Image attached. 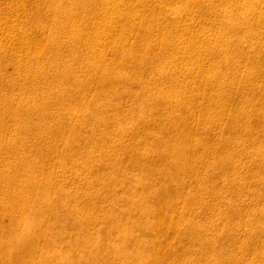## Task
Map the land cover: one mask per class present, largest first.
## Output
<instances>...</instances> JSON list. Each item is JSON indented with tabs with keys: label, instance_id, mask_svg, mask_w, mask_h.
I'll use <instances>...</instances> for the list:
<instances>
[{
	"label": "bare ground",
	"instance_id": "bare-ground-1",
	"mask_svg": "<svg viewBox=\"0 0 264 264\" xmlns=\"http://www.w3.org/2000/svg\"><path fill=\"white\" fill-rule=\"evenodd\" d=\"M263 1L45 0L35 10L32 25L37 30L52 27L47 49L29 40L7 44L0 30L5 68H13L15 58L39 61L41 53L49 56L39 70L33 65L21 69L24 78L16 79L15 70L0 74V255L4 264H116L117 255L123 257L118 264H180L173 254L186 249L178 244L187 229L190 237L198 238L200 249L199 259L192 264H242L245 259L238 255L244 250L263 260L264 9L258 8ZM176 4L177 10L182 5L192 11L200 7L201 20L227 9L221 30L213 33L207 24L190 30L171 9ZM241 7L248 12L239 14ZM243 23L246 29H241ZM130 33L135 34L134 42L127 38ZM109 42L121 48L117 58L107 62ZM252 43L254 48L249 49ZM59 47L67 48V58L56 54ZM90 50L93 57L87 56L86 61L83 56ZM204 59L210 61L207 68ZM77 66L84 69L76 73ZM179 74L184 75L181 83L176 80ZM11 85L21 88L18 96L9 92ZM49 86H57L55 96L21 99L22 91L46 92ZM255 98L259 101L253 104ZM17 101L23 102L15 107ZM48 121L54 122L52 127ZM213 121H219L218 127L212 126ZM23 127L40 143L27 145ZM127 129L135 138L119 149ZM215 144L221 147L218 156L210 155ZM33 154L38 164L31 162ZM246 157L255 166L246 177H239L245 162H235ZM69 161L75 162V175L92 177L81 188L67 189ZM94 165L104 172L89 173ZM198 169L201 175L195 180ZM221 171L228 178L210 193L217 207L240 220L245 235L239 241L230 231L218 236L211 221L202 227L192 213L194 189L209 192ZM117 175L127 178L129 194L122 206L117 205L121 196L111 192V187L122 185ZM59 183L66 189L56 190ZM229 190L249 193L256 200L246 211L250 220H244L242 208L228 202L224 194ZM62 196L67 205L64 200L58 204ZM154 198L162 202V210L150 202ZM180 198L185 205L178 209ZM161 211L177 213L165 226L176 231L179 242L157 252L155 241L165 239L158 219ZM93 213L112 221L95 237L88 231L98 221ZM183 219L189 221L186 227H180ZM116 232L120 241L111 244ZM8 235L12 237L7 240ZM8 250L14 253L7 255Z\"/></svg>",
	"mask_w": 264,
	"mask_h": 264
},
{
	"label": "rangeland",
	"instance_id": "rangeland-1",
	"mask_svg": "<svg viewBox=\"0 0 264 264\" xmlns=\"http://www.w3.org/2000/svg\"><path fill=\"white\" fill-rule=\"evenodd\" d=\"M20 1L22 3L21 5H20ZM205 2H209V0H205ZM30 3H31V5H30ZM12 4H13V6H12ZM44 4H45V0H37V1L36 0H23V1L22 0H13L12 2H11V0H0V30H1V32H3L4 37H5V38H3V35H2L1 40H3L4 42L6 41L7 44H10L11 42L20 43L21 40L22 41H28L29 40L31 42L30 43L31 45L35 44V43H37V44L40 43L38 46L41 49H47L48 40H49V37L51 35V28L52 27L50 25H48L49 28L37 30L32 25V20L34 21L35 18L37 17L35 10L36 9H40ZM129 4H130V2H129ZM9 6H10V8H9ZM20 6H22V7H20ZM176 7H177V4L174 5V6H171V9H174V11H176L178 13V16L181 18L183 24H188V25H190L189 27H192V28H189L190 30H194V28H198L199 26H202L203 24L206 26V24H207L208 28L213 33H217V32H219L221 30V26H220L221 21H222L223 17H225L224 14L227 13V9L226 10L220 9L218 12L217 11H213V12L209 13V15H208L206 20H201L198 17V13L200 11V7H193L192 8L193 11L189 10L187 8V6H184V5L180 6L178 8L179 10H177ZM258 8L259 9H264V1L261 4L258 5ZM246 11H247L246 7L245 8L241 7V9L239 11V14L243 13V15H244L246 13ZM33 12H34V14H33ZM135 13H137V12L135 11ZM239 14H236L237 15L236 17H239L238 16ZM11 19H12V21H11ZM19 19H20L21 23L18 22ZM3 20H4V22H3ZM218 22H219V24H218ZM1 23H3V25ZM8 24H10V25H8ZM20 24L23 25V26H21ZM5 26H7V27L9 26L10 29L9 28L6 29L7 27H5ZM2 27H4L5 30ZM247 27H248L247 24L243 23L242 26H241V29H246ZM211 28H213V29H211ZM11 29H12V31H11ZM8 30H10L9 32L13 33V34L11 33L10 35H13L14 38L12 36L8 35ZM116 30L117 31L119 30V25L117 26ZM134 36H135L134 33L127 34V38L128 39L130 38L129 42H134L135 41L134 40L135 39ZM229 36L234 37L235 33L231 32L229 34ZM19 38H21V39H19ZM107 45L110 48H108V47L106 48V56L105 57H106V61L110 62L113 59L117 58L115 53H116V51L118 49L121 48V46L120 45L116 46L115 44H111L110 42ZM254 45L255 44L252 43V44H250L248 46V48L249 49L250 48H254ZM38 46H37V48H39ZM66 49L67 48H60L59 47V49L56 50V54H60V58L61 59H63V58L65 59L69 55V54H67ZM88 49H90V48H88ZM41 51L43 52V50H41ZM5 53H6V51L0 50V74H4L5 75L6 74V70L9 71V74L10 73H14V70H15L17 72L14 75V77L16 79L22 78V77L23 78L26 77L25 71L23 73H19V71L21 69H25L28 66H32L33 65V66H35L36 70L37 69L39 70L41 68L42 62L49 59V58H47V57H49L48 54H44V52L41 53L42 54L41 55L42 58L39 57V61L34 59V58H29V59H25V60L23 58H15L13 68L11 67V68L7 69L1 63V59H3V56H4ZM92 53H93L92 50L88 51L87 55L83 56L84 59L87 61L88 57H90V56L93 57ZM17 54H20L21 56H23L22 52H17ZM51 59H53V57H51ZM179 61H180V63L182 65H186L185 64V60L181 59L180 57H179ZM56 63H60V62L56 61ZM202 63H203L202 65L205 66L206 68L210 66V61L207 60V59H204ZM81 68L84 69V67H82V66H77L76 73ZM241 68L243 69L244 67H241ZM85 69H86V67H85ZM36 73L38 75H40L41 77H44L43 73H40V72H36ZM75 78L80 80L82 77L76 75ZM176 78H177L176 80H177L178 83H181V82L184 81L183 80L184 79V75H182V74L177 75ZM95 86H97V85L95 84ZM9 90H10L9 92H11V94H13L14 97H16V96L19 95V90H21V88L18 87L17 85H11L9 87ZM235 90L236 89H232V91H235ZM57 92H58L57 86H49L47 88L46 92L36 91L34 93L33 91H29V92H27V94H25L22 91L21 92L22 93L21 99L23 100L24 97H34V98L37 97L39 99H42V97L44 95L45 96H52V95L55 96L57 94ZM261 92H264V87L263 86L261 87ZM24 94H25V96H24ZM202 101L203 100H200V102H202ZM258 101L259 100L256 99V98L252 100L253 104L258 102ZM20 102L22 104L23 101H20ZM20 102H18V101L15 102L14 103L15 107L19 106ZM250 110H251V108H250ZM217 119L218 118H216L215 120H217ZM218 122L219 121H213L212 126L217 125ZM47 123H48L47 125H51V127H52L53 126L52 124L54 122L53 121H51V122L48 121ZM112 124L113 123H110V125H112ZM9 126L13 128L14 124L12 122H9ZM221 126L223 127V125H221ZM217 127H218V125H217ZM113 128L114 127L111 126V129H113ZM21 132H22L23 136L25 135L27 137L26 138L27 139V142H26L27 145L35 146V145L40 143V142H37V140H35L34 138H32L29 135L27 127H23ZM216 132H218L217 129L215 130V133ZM124 134L125 135L122 136L123 138L120 139L121 141L117 145V148H119V149L122 146V144H124L126 142H130L132 139L135 138V133L132 132L129 129H127V131ZM217 137H218L217 134H215V136L213 137V140L215 139L214 142H216V138ZM213 147L214 148H213V150H212L210 155L218 156V154L220 153V148L221 147L218 144L217 145L215 144ZM29 152L31 153L32 151L29 150ZM31 162L34 163V164H38L39 163V159L37 158V156H35L33 154V155H31ZM54 162H57V161H54ZM243 162H245V163H243ZM254 162L255 161H253L250 157H246L244 159H240V161L236 160L235 163H237V164L243 163V165L241 167V170H240L239 177H244V176L246 177V175L248 174L249 170L255 166ZM73 163H75V162L74 161H69V163L65 164V169H66L65 170V174H67V176H69V179L67 180L68 183H69V185H68L69 187L67 189H69V190L76 189V188H81L84 183L88 182L87 180L92 179V177L85 178V175L83 176L81 174L75 175L76 172H74V169H73L74 164ZM160 163H161V161L157 160L155 162V165L158 166V165H160ZM55 165L56 164H54V166ZM89 170H90L89 173H92V172H98V173L104 172L100 167L95 166V165L91 166V168ZM133 171H134V174L135 173L137 174L136 170H133ZM224 172L225 171H221V175H220L219 181L215 185H213L211 187V190L209 192L201 194V193H199V190H195L194 189L193 195H194V197L197 200L195 199V201H194V203L192 205V213H193V215L195 217V221L198 224H200L202 227L205 228V226H204L205 221H211L212 223L210 225L213 227V229H215V231H214L215 233L218 232V234H217L218 236L219 235H225L226 233H228L230 231L228 234L232 233V236H234V238L238 239V241H239L245 235L244 229L241 226H239L240 220L238 218H232L230 216V214L227 213L226 209L217 207L216 201L214 199V195H212L210 193V192L213 193L214 191L220 189V184L222 182H224L225 180H227L225 178H228V175L226 177L224 175ZM125 175L127 176V173H125ZM200 175H201V170L198 169L196 172H194V179L196 180V178L199 177ZM117 178L121 179L122 185L120 187H115V186L111 187V192L117 193V195L121 196L118 199V201H117V205L122 206V205L126 204V199L128 198V194H129V192L126 191V188H128V187L125 184V180H127V178L124 177V175L123 176L122 175H117ZM193 184H195V182H193ZM63 188L66 189V185L64 183H59L56 186V190H60V189H63ZM240 193L238 195V194L233 193V191L229 190L224 195L226 196V199H228V202H230L231 205L237 204L240 208H242V213L244 214L243 218H245L244 220L248 221V220H250V219H247L249 212L246 215V211L251 206L254 207L257 202H256V200L253 197H251V195L249 193H244V195L240 194ZM73 199H74V202L77 201V200H78V202L80 201V198H73ZM61 202L65 203L66 205L69 203V201L67 199H65L64 196H62V197H60V199H58V204H60ZM150 202L155 207H157L159 209H161L160 207L163 206L162 202L158 198H154ZM184 205H185V202H183L181 200V198H180V200L178 202V206H177L178 209L183 208ZM167 212L168 211H163V212L161 211V214L158 217V219L160 220V222L163 225V227L161 228V230H162L161 233H163V236L165 237V239H164V241L162 239H160L159 241H155L154 247H155V250L157 252L158 251H162V250H166V247L169 246L172 243L176 244V243L179 242V240H178L179 235L176 233V231L172 227H169L167 225L165 226V222L167 220L171 219L172 216L175 217V215H177V213L174 212V211H170L168 213ZM165 214H167V215H165ZM93 215H95V217L98 219V221H96V223H94L89 228L88 231H90V233L95 237V236H98L101 233L100 232L101 230L103 231L104 228L110 227L111 224H112V221L106 220V218L99 219V216L94 214V213H93ZM263 218L264 217H262V219L260 220V225L263 227L262 228V235L264 237V219ZM188 222L189 221L187 219H183L181 221V223H180V227L181 226L186 227ZM233 223H235L237 225V227H233ZM255 225H257V224H255ZM188 231L189 230L187 229V232H186L185 236L184 237L182 236V239L180 240L181 244H178V245H181V246L184 244L186 246V249L184 251L183 250L180 251V248H179L176 251V253L173 254L175 257H178L179 259H181V263L180 264H192V262H196L199 259L200 249H198V247H197L198 238L197 237H190ZM204 233L206 235H208L209 231L208 230H203V234ZM6 237H7L6 239L8 240L9 237L10 238L12 237V235H10V236L8 235ZM117 239L120 241V233L119 232L115 233L114 238L110 240V243L111 244H117L118 243ZM262 240H263V244H264V238ZM263 249H264V247H263ZM13 253H14L13 251L8 250L7 255L8 254H13ZM202 253H203V251H202ZM238 256L243 257L245 259V262H243L242 264H264V252H263V255L261 257L263 259L262 261L261 260H256L257 257H255V254L251 253V252H249L247 250L240 251ZM113 260H114V263H116V264L122 263L123 262V257L120 256V255H117V256L113 257ZM3 261H4L3 260V256L0 255V264H2ZM3 264H4V262H3ZM225 264H232V262L229 261V262H227Z\"/></svg>",
	"mask_w": 264,
	"mask_h": 264
}]
</instances>
